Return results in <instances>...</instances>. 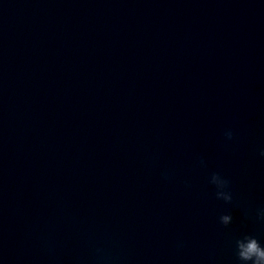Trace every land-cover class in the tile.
Returning <instances> with one entry per match:
<instances>
[{"label":"clouds","instance_id":"1","mask_svg":"<svg viewBox=\"0 0 264 264\" xmlns=\"http://www.w3.org/2000/svg\"><path fill=\"white\" fill-rule=\"evenodd\" d=\"M228 139L232 138L231 131L226 133ZM261 156H264V150L260 153ZM221 177L218 173H213L211 176L210 183H212L214 178ZM166 178V177H165ZM228 180L223 179L221 183L217 185H213L216 188V197L217 199H223L226 203H230L232 201V195H228L222 198L220 191L218 188L224 187L228 188ZM259 218L264 220V210L259 213ZM220 222L227 226L232 222V216L230 214H224L220 216ZM236 244V255L243 264H264V247L261 246L260 242L252 235H244L242 238H239L235 241ZM96 252L99 256V259L104 262V264H108L111 260L110 257L103 254L102 249H96Z\"/></svg>","mask_w":264,"mask_h":264}]
</instances>
